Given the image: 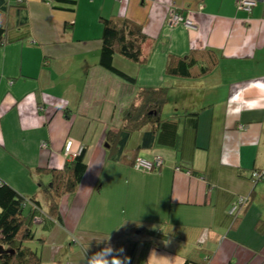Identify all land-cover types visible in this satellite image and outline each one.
Listing matches in <instances>:
<instances>
[{"label": "crops", "instance_id": "0c3cea01", "mask_svg": "<svg viewBox=\"0 0 264 264\" xmlns=\"http://www.w3.org/2000/svg\"><path fill=\"white\" fill-rule=\"evenodd\" d=\"M237 2L78 0L72 8L24 1L28 26L0 46V181L42 202L51 177L35 171L63 169L68 141L74 151L87 149L79 188L62 198L56 223L36 229L45 241L34 243L43 264H88L109 244L124 249L128 264H186L190 257L264 264V183L251 180L253 170L264 169V0L251 14ZM172 10L197 28L170 25ZM114 16L148 36L142 63L116 60L135 84L100 66L101 18ZM196 49L220 57L212 72L192 79L166 74L170 55ZM143 88L168 89L161 117L181 122L179 150L139 152L141 159H163L150 173L109 159L107 144ZM143 132L133 134L130 149ZM241 197L248 202L235 219L230 211Z\"/></svg>", "mask_w": 264, "mask_h": 264}, {"label": "trees", "instance_id": "16d2710c", "mask_svg": "<svg viewBox=\"0 0 264 264\" xmlns=\"http://www.w3.org/2000/svg\"><path fill=\"white\" fill-rule=\"evenodd\" d=\"M56 1L74 8L78 0ZM28 23L26 7L13 6L8 0H0V46L11 42L8 34L12 30L26 27ZM101 24L100 66L123 81L135 84L134 76L116 67V59L121 57L135 64L142 63L145 59L143 45L148 36L139 25L126 17L101 18ZM219 59L212 50L196 49L185 57L170 55L166 63V74L178 79L198 78L212 72L218 66ZM167 95L166 88H143L138 91L132 105L125 112L118 131L107 135L109 159L129 162L134 166L139 159V152L143 150H179L180 116L167 119L161 117ZM143 130L140 144L130 149L133 134ZM86 154L87 149L84 148L79 156L67 161L63 169L35 171L51 177V181L42 188L44 202H40L35 196L26 199L10 185L0 181V264H43L34 243L45 241L36 238V229L40 225L47 228L51 222H57L62 198L75 193L87 173ZM188 170L190 173L194 171L190 166ZM255 176L257 177L254 178ZM251 180L264 183V169L253 170ZM231 216L235 218L236 215ZM192 263L201 264L195 257H190L186 264Z\"/></svg>", "mask_w": 264, "mask_h": 264}, {"label": "built area", "instance_id": "2783aa9c", "mask_svg": "<svg viewBox=\"0 0 264 264\" xmlns=\"http://www.w3.org/2000/svg\"><path fill=\"white\" fill-rule=\"evenodd\" d=\"M25 0H17L18 5H23ZM120 2L124 0H119ZM259 3V0H238L237 7L238 10L244 11L246 13H252V11L257 7ZM168 23L174 27H177L179 25H184L188 29H196L195 23L190 19L185 17L183 14L177 12L176 10H172L168 16ZM42 147H47V143L44 142L42 144ZM84 146H80L77 151H74V142L68 141L64 148V156L68 160H73L77 156H79L82 151L84 150ZM163 159L158 157L155 158L152 161L146 160V159H137L136 163L134 164V167L140 171L143 172H153L157 169H160L163 166ZM255 176L254 178H256ZM248 202V199L246 198H239L232 206L230 214L236 215L235 218L239 216V213L241 212V209L243 206H245Z\"/></svg>", "mask_w": 264, "mask_h": 264}, {"label": "clouds", "instance_id": "9594fccd", "mask_svg": "<svg viewBox=\"0 0 264 264\" xmlns=\"http://www.w3.org/2000/svg\"><path fill=\"white\" fill-rule=\"evenodd\" d=\"M124 249H114L110 244L88 260V264H128L130 258L123 255Z\"/></svg>", "mask_w": 264, "mask_h": 264}, {"label": "rangeland", "instance_id": "374dc122", "mask_svg": "<svg viewBox=\"0 0 264 264\" xmlns=\"http://www.w3.org/2000/svg\"><path fill=\"white\" fill-rule=\"evenodd\" d=\"M81 3H82V1H81ZM80 19H81V16H79V17H77V30H81L82 29V26H81V21H80ZM33 25H34V28L37 30V29H39L40 27L39 26H37V24L35 23V22H33ZM42 28V27H41ZM117 58H119V57H117ZM116 60H118V59H116ZM7 184V183H6ZM40 196H43V194H42V192L40 191ZM41 199V201L42 202H44V200L42 199V198H40ZM27 211V210H26Z\"/></svg>", "mask_w": 264, "mask_h": 264}]
</instances>
